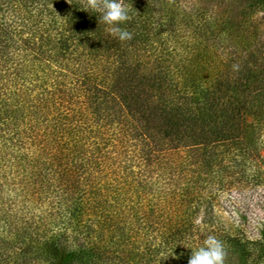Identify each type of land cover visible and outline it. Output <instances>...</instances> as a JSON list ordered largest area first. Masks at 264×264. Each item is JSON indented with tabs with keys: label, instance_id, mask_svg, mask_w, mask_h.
Segmentation results:
<instances>
[{
	"label": "trees",
	"instance_id": "1",
	"mask_svg": "<svg viewBox=\"0 0 264 264\" xmlns=\"http://www.w3.org/2000/svg\"><path fill=\"white\" fill-rule=\"evenodd\" d=\"M123 4L121 42L85 0H0V230L16 264H188L209 235L225 264H264V217L252 236L234 196L264 188V29L220 53L198 30L231 17ZM194 12L208 26L187 27Z\"/></svg>",
	"mask_w": 264,
	"mask_h": 264
},
{
	"label": "rangeland",
	"instance_id": "2",
	"mask_svg": "<svg viewBox=\"0 0 264 264\" xmlns=\"http://www.w3.org/2000/svg\"><path fill=\"white\" fill-rule=\"evenodd\" d=\"M164 1L169 2V5H172V9L174 11L180 9L179 12H181L182 9H186L185 12H187L188 10L195 11L197 9H203L207 12V15H209L212 21H215V19L217 18L226 19L228 18V16L231 17L232 21L228 24H216L214 22H211L212 25H210L208 29L198 30L199 32L203 33V35L207 31V36L210 42L214 44L212 45V47L214 46L212 49H218L220 53H225V50H227V48H231V46L234 45L233 42L235 41V38H238V32L241 26H247L251 24V22H254L256 25L264 29V6L260 5L258 7H253L251 5L253 0H173L175 5L172 3V0ZM244 9H247L246 16L250 19L249 20L247 18L248 21L242 18L245 17V14L243 15ZM195 13L196 12L193 13L195 20H192L189 17L190 21H188L187 27L193 29L198 25H201L203 28L208 26L205 23H202V21L204 20H200L201 13ZM179 21L181 22V18H178V22ZM184 22L185 21L183 20V23ZM188 35H190V33H188ZM231 37H233V39H229ZM192 41L195 40L193 39ZM194 43L197 42H192V44ZM204 50L207 54L206 48ZM263 192L264 188H257L256 190L251 189L249 191L237 192L234 195L239 198L238 201L240 200L242 206L246 208L248 220L251 223L249 230L251 231L252 236H257V234H255V231L252 230V227L255 226L256 221L259 218L264 217V203H258L259 198H261L260 193ZM23 193L25 194V192ZM262 199L264 200V196H262ZM4 232L5 231L0 230V264H16V258L18 254L15 253L14 249L11 248L13 245L17 244L18 239L16 238V236L11 234L10 230L9 232L6 231L5 233L6 235H8V237L5 236L2 238V236L4 235L1 236V234ZM2 242L4 243L5 248H2ZM8 249H10L12 252H9Z\"/></svg>",
	"mask_w": 264,
	"mask_h": 264
},
{
	"label": "clouds",
	"instance_id": "3",
	"mask_svg": "<svg viewBox=\"0 0 264 264\" xmlns=\"http://www.w3.org/2000/svg\"><path fill=\"white\" fill-rule=\"evenodd\" d=\"M86 11L101 13L100 20L109 26L108 31L121 42L130 41L133 34L119 25L130 20L129 9L123 0H85ZM227 250L222 241L209 235L203 246L192 251L188 264H225Z\"/></svg>",
	"mask_w": 264,
	"mask_h": 264
}]
</instances>
